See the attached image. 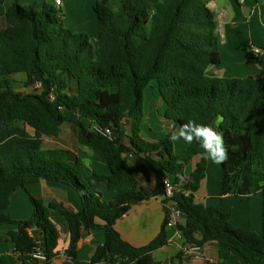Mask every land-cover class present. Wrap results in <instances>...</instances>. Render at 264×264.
I'll use <instances>...</instances> for the list:
<instances>
[{
	"label": "trees",
	"instance_id": "1",
	"mask_svg": "<svg viewBox=\"0 0 264 264\" xmlns=\"http://www.w3.org/2000/svg\"><path fill=\"white\" fill-rule=\"evenodd\" d=\"M211 1L158 0L152 7L136 0L97 3L94 40L68 28L62 9L46 1L15 0L7 7L6 24L0 20V226L14 228L0 236V244L12 241L14 249L0 254V264H52L61 229L69 233L65 253L73 264H169L154 255L168 244L167 215L158 235L143 246L132 245L116 229L118 220L151 197L140 185L138 168L126 164L128 154L173 177L176 189L164 203L172 200L180 210L176 225L186 243L217 241L248 264H264V74H216L223 60ZM22 74L26 92L12 85V77ZM153 82L167 120L166 135L156 141L142 131L144 91ZM190 120L223 134L228 158L221 163V195L262 192L260 234L235 226L230 213L197 202L208 171L205 152L194 140L177 153L172 140L173 130ZM65 123L77 129L82 145L102 152L108 173L87 167L74 150L43 146V137L59 136ZM93 125L109 128L113 138ZM41 180L73 188L81 210L33 195L27 184ZM124 181L131 183L128 190L104 199V188ZM21 187L35 207L27 220L7 212ZM96 228L104 229L105 241L83 260L78 244ZM36 247L46 260L30 257ZM175 259L192 264L184 262L182 251L171 262Z\"/></svg>",
	"mask_w": 264,
	"mask_h": 264
},
{
	"label": "crops",
	"instance_id": "2",
	"mask_svg": "<svg viewBox=\"0 0 264 264\" xmlns=\"http://www.w3.org/2000/svg\"><path fill=\"white\" fill-rule=\"evenodd\" d=\"M7 1L8 0L0 4V14H2L0 16V20L4 25L6 22L3 14L6 12L7 7L15 0L9 3H7ZM32 1L42 0H20L22 3ZM52 1L55 5L59 6V8L62 9L63 13L65 14L64 22L68 28L74 32H87L90 35L91 40L97 38V14L95 11V5L97 3L104 5L108 0H61L60 4H56V0ZM157 1L158 0H136V3L145 4L148 7H152ZM211 6L214 10L215 20L217 23V35L221 45V55L223 60L221 67L225 65L226 58L231 59V64L234 67V69L231 70V74L233 75L228 76L227 68L225 72L221 73V67L216 69V74L227 77H244L250 74L255 75L258 73L264 74V1L212 0ZM243 10L246 12L248 17L243 14ZM255 15L258 16L257 20L255 24L250 25V17H254ZM235 32L237 34L239 33V37L234 34ZM235 37H238V40L241 42V49L243 50L242 55L239 54V52L237 54L238 49L236 45H234V40H236ZM251 45L260 48L262 53L260 55L253 56L250 50ZM246 64H249L251 68L250 70H253V72H250L249 69H244ZM153 101L155 102V107ZM153 101H151L148 106L149 109L147 110L146 118L142 124V131L147 139L156 141L159 139V134H157L153 128V121L155 117L162 125L165 133H167V120L164 117V103L161 98L158 101L153 99ZM65 124H63V126ZM72 127L77 132V129L74 128V126ZM178 132L179 129H174L173 135L177 134ZM148 134H152V136H149ZM67 149L74 150L76 153H78L83 163L87 167L93 168L102 174L109 172L100 150L94 149L96 151L97 159H99L98 162L88 163L78 150H75L74 148ZM194 159V162H196L197 157ZM125 162L128 166H135L138 168L140 171V185L151 193V197L150 199L136 205L135 207H137V209L135 211H132L133 209L131 210L133 213L132 217L130 211L128 214L124 215L123 218L118 220L115 226L126 241L134 246H143L151 242L160 232L167 215L166 207L170 201L167 203V205L164 203V200L166 199L162 183L164 176L162 169L158 165L152 163L151 161L140 159L132 154L126 155ZM191 163L192 161L189 162L185 168L186 175H189L194 167L193 165L191 170L188 169ZM171 179L173 180V177H171ZM205 180H207V178L204 179L202 183V193L200 195L198 193L196 194L197 202H205L208 206H214L224 212L230 213L231 222L237 227H243L257 234L262 232L261 191L251 195H221L220 183L218 192L211 195L205 186ZM29 184H35L37 186L38 194L49 198V200L58 202L65 209H68L72 212H77L82 208L79 196L75 190L69 186L67 187L71 188L70 191L72 196L69 195L68 189L64 187L66 185L58 182L41 180L39 182ZM29 184H27V186ZM130 187L131 183L129 181H124L114 188H104L103 197L105 200L110 201L115 195L122 193L123 190H128ZM209 189L211 190V188ZM211 199H215V201L209 203ZM207 200L208 203L206 202ZM219 201H221V203H219ZM225 201H229L230 203L227 206H224L223 203ZM238 206L240 207L237 208ZM180 220L181 218L178 221ZM1 228L3 229L0 230V236H6L7 232L12 229L6 226H0V229ZM167 233L168 244L157 249L154 252V255L158 261L169 264H177L179 261L178 259H175V262L173 263L171 262V259L174 258L177 253L183 250L186 242L176 224L169 225L167 227ZM60 234V241L56 249L57 253L52 261V264H73L71 259L65 253V250L69 247L70 243L69 233L61 229ZM196 237L200 238L201 235L197 234ZM104 241V229H93L89 234L80 240L78 244L79 257L83 260L89 261L94 245L97 242L104 243ZM13 249L14 243L12 241H7L0 244V254L11 253ZM200 255V258L190 260H188L183 255V260L185 263L190 262L192 264H248L238 252L229 249L217 241H209L203 244Z\"/></svg>",
	"mask_w": 264,
	"mask_h": 264
},
{
	"label": "rangeland",
	"instance_id": "3",
	"mask_svg": "<svg viewBox=\"0 0 264 264\" xmlns=\"http://www.w3.org/2000/svg\"><path fill=\"white\" fill-rule=\"evenodd\" d=\"M11 1H13V0H8L7 3L11 2ZM18 1L20 2V0H18ZM46 2H48L49 4L54 5L55 7L59 8V6L55 5L52 0H46ZM20 3L21 4H28L29 2H26V3L20 2ZM243 14L246 15V17H248L244 10H243ZM257 17H258L257 15H255L254 17H250V20H251L250 25L255 24ZM234 34H236V36L239 37V33L237 34L235 32ZM238 37L237 38L235 37L236 40H234V45H236V47L238 49L237 54L239 52V54L242 55V51H243L241 49L242 45H241V42L238 40ZM219 43H220V41H219ZM220 50H221V47H220ZM247 53H248V51H247ZM224 56H225V54H224ZM231 62H232L231 59L226 58L225 65L223 64L224 65L223 67H221L222 65L220 66L221 67L220 69H222V70H220V72L221 73L225 72V70L227 68L228 69V76L233 75V74H231V70H233L234 67L232 66ZM244 69H249L250 72H253V70H250L251 68H250L249 64H246V66H244ZM23 75L24 74L13 76L12 77V85L16 90L26 92L25 88H24V84H23V82L25 80ZM250 75H254V74H250ZM235 77H238V76H235ZM158 94H159V92H158L157 87L155 86V82H153L152 85L148 86L145 89V91H144L145 118L147 115V110L149 109L148 106H149L150 102L153 101V99H155V101H158L160 99ZM154 107H155V102H154ZM153 122H154L153 128H154L155 132L157 134H159V138H163L166 135V133L164 132L162 125L157 121L156 117H155ZM18 124L21 125L22 127L28 128L25 123H18ZM148 135L152 136V134H148ZM172 140H173L175 150L179 153H181L189 145H191V143H185L181 139H175L174 140L172 138ZM43 146L45 148H55V147L74 148L75 150H78L82 154V156L84 157V159L88 163H93V162L97 163L99 160V159H97L96 151L94 149L88 148L79 142L78 132H76L69 123H67L63 126L62 132L60 133L59 136H57V137L44 136L43 137ZM194 161H195V159H193L192 163L190 164L191 168H190V166L188 167L189 170L192 169V167L194 165L193 163H195ZM220 171H221V164L217 165V164L211 162L210 160H208V171H207V176H206L207 180H205L204 183H205V186L209 190V193L211 195H213L214 193L216 194L218 192V187L220 184V180H219L220 179ZM207 185H208V187H207ZM64 187L66 189H68L69 195L72 196V193L70 191L71 188H69L67 186H64ZM27 188L29 189V191L33 195L38 194L37 186L35 184H29L27 186ZM209 188H211V190ZM124 191H126V190H123V192ZM202 191H203V189H201L198 192V194L200 195L202 193ZM209 193H207V194H209ZM45 198H47V197H45ZM47 199H49V198H47ZM214 201H215V199H213V200L211 199L209 201V203L214 202ZM206 202L208 203V200ZM219 203H221V201H219ZM229 203H230L229 201H225L223 204H224V206H227ZM262 205H263V194H262ZM239 207L240 206H238L237 208H239ZM136 209H137V207H134L132 211H135ZM34 210H35V207H34L32 201L29 197V194L25 188L21 187L12 193L11 205L8 208L7 212L10 214V216L13 219H15V220H27L30 217H32ZM132 211L130 213L131 217L133 216ZM236 211H239V210H236ZM1 226H6V227L12 228V229L14 228V225H12V224L1 225ZM2 229L3 228H1L0 230H2Z\"/></svg>",
	"mask_w": 264,
	"mask_h": 264
},
{
	"label": "clouds",
	"instance_id": "4",
	"mask_svg": "<svg viewBox=\"0 0 264 264\" xmlns=\"http://www.w3.org/2000/svg\"><path fill=\"white\" fill-rule=\"evenodd\" d=\"M182 139L186 143L194 140L205 152V159L219 165L228 158V150L225 145L223 134L215 130L211 125L189 121L180 128L179 132L172 137Z\"/></svg>",
	"mask_w": 264,
	"mask_h": 264
},
{
	"label": "built area",
	"instance_id": "5",
	"mask_svg": "<svg viewBox=\"0 0 264 264\" xmlns=\"http://www.w3.org/2000/svg\"><path fill=\"white\" fill-rule=\"evenodd\" d=\"M60 3H61V0H56V4H60ZM250 50L253 56L260 55L262 53L260 48L255 47L253 45L250 46ZM92 128L95 131H98L104 134L105 136H108L109 138H113V133L109 128H103L99 125H93ZM162 183L164 187V195L167 198H171L176 189V185L174 184L173 180L169 176L163 177ZM170 202L172 203H169L167 206L168 208L167 216L169 218L168 226L177 224L178 220L182 217V214L180 210L176 207L175 202L172 200H170ZM201 248H202L201 245L194 243V242H189L185 244L182 252H183V255L188 260L196 259V258L201 257L200 255ZM30 257L37 259V260H42V261L47 259L46 255L39 247H36L34 249V251L30 254Z\"/></svg>",
	"mask_w": 264,
	"mask_h": 264
},
{
	"label": "water",
	"instance_id": "6",
	"mask_svg": "<svg viewBox=\"0 0 264 264\" xmlns=\"http://www.w3.org/2000/svg\"><path fill=\"white\" fill-rule=\"evenodd\" d=\"M170 203H172V202H170Z\"/></svg>",
	"mask_w": 264,
	"mask_h": 264
}]
</instances>
